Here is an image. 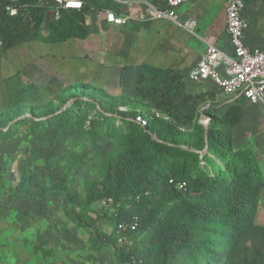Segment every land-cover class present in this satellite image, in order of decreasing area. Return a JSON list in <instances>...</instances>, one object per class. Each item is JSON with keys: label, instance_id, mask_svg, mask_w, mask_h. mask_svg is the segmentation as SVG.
Masks as SVG:
<instances>
[{"label": "trees", "instance_id": "trees-1", "mask_svg": "<svg viewBox=\"0 0 264 264\" xmlns=\"http://www.w3.org/2000/svg\"><path fill=\"white\" fill-rule=\"evenodd\" d=\"M243 1L247 6L254 0ZM82 4L81 9H64L54 0H0V41L10 49L30 41L85 39L87 16L115 9L112 0ZM7 7L17 14L11 16ZM12 81L2 83L18 94L10 103L41 95L21 77L16 85ZM221 92L216 87L193 93L180 72L143 66L132 96L84 86L82 94L57 95V104L31 101L16 117L33 114L38 120H17L8 132L0 131L2 138L30 120L34 134L80 131L87 141L110 140L114 146L100 164V181L87 184L84 199L73 181L68 184L79 165L73 163L54 185L37 193L25 172L9 194L12 204L32 200L42 209L48 198L58 197L66 216L89 231L94 250L114 249L116 264H264V227L256 224L264 169L252 149L236 148L233 142L247 101L238 98L220 106ZM203 113L209 117L207 125L200 123ZM139 116L147 120L146 126L136 121ZM4 118L1 114L0 128L15 120ZM181 183L186 184L183 189ZM99 202L114 209L110 235L91 215ZM134 217L139 218L136 230L128 233V244L119 245L117 226Z\"/></svg>", "mask_w": 264, "mask_h": 264}, {"label": "rangeland", "instance_id": "rangeland-1", "mask_svg": "<svg viewBox=\"0 0 264 264\" xmlns=\"http://www.w3.org/2000/svg\"><path fill=\"white\" fill-rule=\"evenodd\" d=\"M51 14L54 16L53 12ZM52 49L50 45L37 44L33 56L41 64H48ZM18 53L19 60L14 58L13 70H21L24 83L26 78L36 81L41 95H34L33 98L36 99L32 100L25 95V98H17L18 105L13 104L8 101L9 98L14 100L17 92H11L10 88L1 84L0 118L1 114L6 117L5 120L15 118L20 109L26 104L32 105V102L34 105L48 102L57 104V95L68 92L82 94L75 86L60 90L57 80L51 76L57 75L56 72L51 74L52 71L46 70L38 62H29L21 48ZM18 80L19 74L14 77L13 85ZM224 103L228 102L221 101L219 105ZM66 107L68 105L63 108ZM25 117L37 119L33 114H26L16 117L14 121ZM201 122L208 124L209 120ZM11 123L6 128H0V131L8 132ZM233 142L236 148L252 149L264 169V115L261 105H251L248 102L242 104V118L233 132ZM113 146L114 143L110 140L87 141L80 131L48 130L34 134L30 120L16 128L9 138L0 136V264H116L114 249L106 246L102 250H94L89 231L78 228L66 216L58 197L48 198L42 209L32 200H20L12 204L9 198L11 190L20 183L25 172L32 179L31 191L37 193L42 188L54 185L63 170L78 163L72 170L68 184L73 181L84 199L87 184L100 181V164ZM92 209V217L99 218V228L110 235L114 217V209L110 203L99 202ZM256 224L264 227V195L261 197ZM44 251L50 252L45 254Z\"/></svg>", "mask_w": 264, "mask_h": 264}, {"label": "crops", "instance_id": "crops-1", "mask_svg": "<svg viewBox=\"0 0 264 264\" xmlns=\"http://www.w3.org/2000/svg\"><path fill=\"white\" fill-rule=\"evenodd\" d=\"M155 1L112 0L113 11L125 16L127 22L109 24L106 12L110 9L95 10L87 16L89 34L85 39L73 38L60 43L30 41L10 49L0 41V85L18 74L22 78L21 70H13V60L19 58V48L29 62L41 64L33 53L37 44H46L53 47L52 57L48 56V64L41 65L52 71L51 74L56 72L57 75H49L57 80L60 90L69 86L80 90L92 86L114 96H132L143 66L180 72L190 92L214 90L216 87L211 81L194 83L189 74L206 50L205 39H214L217 47L230 52L226 30L230 0H190L177 9L179 24L168 19L150 18L146 12L147 4ZM53 15L57 16L56 13ZM241 15L249 24L246 44L264 50V0H254ZM188 21L194 22L191 30L185 26ZM25 84L39 89L31 78H26ZM221 101H228L222 92L217 95V102Z\"/></svg>", "mask_w": 264, "mask_h": 264}, {"label": "built area", "instance_id": "built-area-1", "mask_svg": "<svg viewBox=\"0 0 264 264\" xmlns=\"http://www.w3.org/2000/svg\"><path fill=\"white\" fill-rule=\"evenodd\" d=\"M64 9H81L83 0H54ZM190 0H158V5L147 4V15L152 19H168L179 24L177 9ZM246 9L243 0H230L227 7V34L230 41V52H225L216 46L214 39H205L206 50L189 74L190 81L202 83L211 81L227 97L228 102L244 98L251 105H261L264 115V50L251 47L245 42L248 22L241 13ZM11 16L17 14V9L7 7ZM107 23L123 25L127 18L113 10L106 12ZM188 29H193L194 22L185 23ZM126 112V107H120ZM142 126L147 120L137 117ZM185 183L179 184L183 189ZM139 222L138 217L117 226L118 244H128V233L134 232Z\"/></svg>", "mask_w": 264, "mask_h": 264}, {"label": "water", "instance_id": "water-1", "mask_svg": "<svg viewBox=\"0 0 264 264\" xmlns=\"http://www.w3.org/2000/svg\"><path fill=\"white\" fill-rule=\"evenodd\" d=\"M71 101H72V100H71ZM69 104H70V102L68 103V105H69ZM200 120H201V121H203V120H209V117L206 116L205 114H202ZM16 121H17V120H16ZM16 121H14V122H16ZM201 121H200V123H202ZM14 122H13V123H14ZM11 124H12V123H11ZM202 124H204V123H202ZM204 125H207V124H204ZM206 137H207V133H206Z\"/></svg>", "mask_w": 264, "mask_h": 264}]
</instances>
